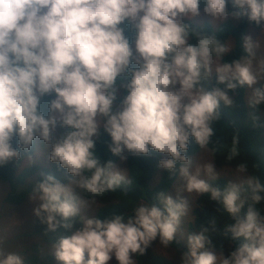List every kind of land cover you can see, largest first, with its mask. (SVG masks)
Returning a JSON list of instances; mask_svg holds the SVG:
<instances>
[{"label":"clouds","instance_id":"1","mask_svg":"<svg viewBox=\"0 0 264 264\" xmlns=\"http://www.w3.org/2000/svg\"><path fill=\"white\" fill-rule=\"evenodd\" d=\"M201 5L213 23L246 17L264 24V0H0V168L23 158L33 164L43 154H33L39 140L47 159L70 174L67 185L47 175L29 196L40 202L33 213L47 232H70L53 245L63 264H108L113 258L135 264L133 257L145 255L157 239L170 245L189 210L180 192L174 200L161 191L159 204L141 203L129 216L82 215L89 201L70 184L96 197L133 183L113 162L95 155L100 128L111 138L109 151L122 161L125 150L135 156L150 150L167 154L160 168L172 175L179 171L186 192L208 194L220 206L217 211L233 218L222 235L242 239L239 246L218 257L203 228L188 235L182 264H264V213L256 207L264 200L259 194L264 185L249 178L229 181L221 190L201 178L203 169L216 179L214 163L193 172L186 155L190 138L201 149L212 143L221 105H234L230 90L246 86L252 90L249 107L264 104V85L256 86L264 80V61L253 67L258 42L244 36L246 55L221 62L231 46L191 23L201 16ZM126 31L134 32L132 40ZM213 74L216 86L209 88ZM121 88L127 94L116 107ZM53 94L46 115L41 103ZM58 127L65 131L54 138ZM239 140L234 134L228 160L239 154ZM210 224L216 231V221ZM0 264L24 259L0 250Z\"/></svg>","mask_w":264,"mask_h":264},{"label":"trees","instance_id":"2","mask_svg":"<svg viewBox=\"0 0 264 264\" xmlns=\"http://www.w3.org/2000/svg\"><path fill=\"white\" fill-rule=\"evenodd\" d=\"M229 7H231L229 5ZM203 9V5H201ZM188 22V21H185ZM192 23V22H191ZM193 26L200 28V31L215 32L218 39L225 42L228 39L232 41V51L225 55L221 62H231L232 60L239 59L241 56L246 55L243 50L244 33L248 26H257L254 22H249L246 17L237 20L233 25L231 21L219 23L215 28L211 27L208 23ZM130 40L134 38V32L126 31L125 33ZM191 43H195L193 38ZM133 67L137 65L133 64ZM264 85V80L258 83L256 86ZM206 86L211 88L216 86V77L213 74L210 81L206 82ZM223 88V85H219ZM245 87H237L234 91L228 92L229 96L233 99L234 105L230 108H226L221 105V119L214 123L215 135L212 137V143H210L207 149L211 152L212 161L217 168L228 167L238 168L240 164L246 165L245 174L249 178H258L261 184L264 185V104L258 108H250L248 103L244 100ZM127 94L126 90L120 89L119 96L116 103V107L119 106L120 100ZM54 98L53 96H46L42 100L41 110L47 115L48 101ZM64 129L57 128V138L64 132ZM239 135V154L232 160H228L227 156L229 150L232 147V138L234 134ZM111 143L110 136L104 132L103 128L99 130V137L96 139L95 155L102 163L108 161L114 164L120 159V157L113 155L108 148ZM217 148L216 152L212 149ZM198 144L194 138H190L189 147L186 155L192 156L199 152ZM127 159L124 160L126 167V176L133 181L131 185H121L114 192H106L103 195L92 197L88 193L81 192L77 188V195H81L84 199L95 200L99 207L96 209L94 216L104 219L109 218L113 214H124L125 216L132 215L134 209L141 203L145 204H159L156 199L158 192L167 193L168 189L176 179V175L168 173L164 169H160L158 162L162 159V153L150 150L147 156L139 155L135 156L128 153L125 150L124 153ZM167 158H170L167 156ZM14 161L13 163L0 168V184L6 186V194L4 195L2 202L17 206L24 203L32 194L33 186L40 181H43L47 175L54 176L62 184L69 183L70 174L65 169L60 168L58 165L49 163V167L40 168L35 165H29L22 169H19L21 162ZM179 168V165H178ZM156 172H159L158 179L155 184L150 185L151 178ZM34 178L32 181H28L30 178ZM213 186L219 187L223 190L228 182L222 178L208 180ZM245 187L247 185L245 184ZM264 197V192L259 193ZM40 203V202H39ZM39 206V205H38ZM162 207V205H161ZM217 205L214 201H211L208 194L198 195L196 199V207L192 211V222L187 225L186 228V240L185 243L178 241L177 238L167 246V248L177 252L185 253L187 251V237L189 234L198 233L203 228H208L206 233L213 241L214 250L217 253H223L227 256L229 252L239 246L243 241L232 240L231 234L228 236L222 235L224 226L233 224V218L222 209L217 211ZM258 209L264 213V200H262L257 206ZM247 206L242 210V215L246 213ZM216 221V231H212L210 222ZM79 218L74 221V227H80ZM47 226L41 224L38 218L35 216L32 222L29 237H34L42 242L44 245H54L56 240L61 235H69L70 232L63 228L58 229L55 232H47ZM40 244H33L31 247L20 255L24 259V264H52L53 258L51 255L40 251ZM135 264H174L173 262L156 255L151 251V246L147 249L146 254L143 256L136 255L133 257Z\"/></svg>","mask_w":264,"mask_h":264},{"label":"rangeland","instance_id":"3","mask_svg":"<svg viewBox=\"0 0 264 264\" xmlns=\"http://www.w3.org/2000/svg\"><path fill=\"white\" fill-rule=\"evenodd\" d=\"M230 21L233 25H235L237 19H232ZM191 22L196 25L208 23L213 28H215L219 23H221L219 21L213 23L211 17L203 14V9H201V16L193 18ZM262 28H264V24L260 26L257 25L254 27L248 26V28H246V31L244 33V36H250L253 42H258L259 45L258 48L255 49L256 57L253 61L254 70L258 69L260 61H264V31H262ZM226 43H228L231 46L232 45L231 39H228ZM213 68H215V65H213ZM251 91H252L251 89L245 86L244 100L246 103H248V98L251 95ZM54 138H57V131L54 134ZM35 153H43V154L39 158H37L33 164L29 162L27 158H25L21 162L19 169H22L29 165H35L40 168L49 167L50 161L47 159V149L40 144L39 140H37V145L34 148L33 154ZM166 158H167V154L162 153V159H166ZM189 158L190 159L192 158L193 161L192 167L190 169L193 172L195 171L198 165L203 166L207 163H213L211 152L208 149H200L199 152H197L192 156H189ZM115 165L118 168H121L124 174L126 175V167L124 161L119 159L115 163ZM215 170H216V178H222L227 182L231 181L234 183H240L247 181L248 179L245 172L238 171V168L215 167ZM158 174L159 172H156L154 176L151 178L152 179L150 182L151 186L157 182ZM201 178L207 181L212 179L211 177H209L207 174L204 173L203 169L201 171ZM33 179L34 178L32 177L28 181H32ZM69 186L75 191L76 194L77 193L76 185L72 183ZM177 192H180L179 195L183 198H186L189 204V210L187 214L181 218L180 229L176 234V238L178 239V241L185 243L186 228L187 225L192 222V211L196 207V199L199 194L195 192L189 194L188 192H186L185 180L183 179V177L180 176L179 171L176 175V179L174 180L173 184L168 189L166 194L172 196L173 199L175 200L177 199ZM5 194H6V186L0 184V250H3L5 253L17 252L20 254L21 252L29 249L31 245L40 244L39 245L40 251L52 256L53 258L52 264H63L62 261H58L55 258L53 245H44L38 239L28 236L32 226L33 219L35 217L33 210L36 207H38L39 201L38 200L32 201L28 198L24 203H21L20 205L11 206L2 202V199ZM98 207L99 204L95 200L93 199L89 200L88 206L82 209V215L92 217L94 216V213ZM151 251L154 254L162 256L163 258L173 262L174 264H182L181 261L182 254L177 253L165 247L159 242V239H157V241H154L152 243ZM217 254L219 257V254L221 253H217ZM85 258L87 259V253L85 254ZM108 264H118V261L115 260V258H113L108 262ZM218 264H219V260H218Z\"/></svg>","mask_w":264,"mask_h":264}]
</instances>
